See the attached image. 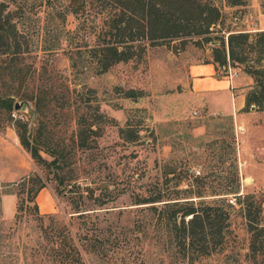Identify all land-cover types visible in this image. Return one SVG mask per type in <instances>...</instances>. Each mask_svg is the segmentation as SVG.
I'll return each mask as SVG.
<instances>
[{
    "label": "rangeland",
    "instance_id": "obj_1",
    "mask_svg": "<svg viewBox=\"0 0 264 264\" xmlns=\"http://www.w3.org/2000/svg\"><path fill=\"white\" fill-rule=\"evenodd\" d=\"M213 1L220 18L209 32L157 41L147 46L140 59L116 63L100 74L89 68L75 72L62 50H41L48 43L39 42L40 22L36 15L24 20V31L34 38V44L17 66L29 70L24 80L8 73L0 90L16 95L18 86L28 93L41 85L51 93L43 99L44 115L39 120L33 119L38 115H31L26 106L15 115L0 110V264H55L43 230L60 229L63 224L84 264H253L246 253L247 232L238 205L231 209L232 233L226 246L206 257L188 258L164 228L161 205L153 209L148 203L134 204L158 192L173 194L174 182L183 176H206L208 184L222 193L233 161L239 176L237 194H264V126H259L264 120L249 116L236 124L232 117L230 129L228 115L213 114L192 102L187 73L191 63L213 57V48L226 40L228 31L253 26L252 5L263 10L264 0H245L243 6ZM67 21L73 28V17ZM83 86L94 89L95 97L84 89L79 98L92 106L98 103L105 116L99 124L100 135L89 134L87 147L76 145L72 103L64 97L67 89ZM131 88L142 91V96L125 97ZM29 102L34 108V101ZM17 120L33 121L43 148L59 154L63 186L57 188L48 164H37L20 144ZM125 127L137 134L135 140L120 134L119 129ZM231 135L234 154L227 143ZM41 155L52 159L47 152ZM31 172L47 178L35 198L40 214L51 216L44 218L43 227L28 212L15 217L16 206L25 197L21 179ZM185 187L184 183L179 186ZM236 195L223 197L229 203L232 199L234 205ZM213 197L218 196L208 198ZM76 204L85 209L83 215L71 212Z\"/></svg>",
    "mask_w": 264,
    "mask_h": 264
},
{
    "label": "trees",
    "instance_id": "obj_2",
    "mask_svg": "<svg viewBox=\"0 0 264 264\" xmlns=\"http://www.w3.org/2000/svg\"><path fill=\"white\" fill-rule=\"evenodd\" d=\"M225 1L229 6L246 4L245 0ZM261 6L264 12V2H261ZM30 15H36L40 22L39 42L48 43L46 46L41 45V50H62L75 72L89 68L94 74H100L116 63L140 59L147 46L157 41L209 32V27L220 18V10L213 0H0V88L8 73L19 74V79L24 80L25 72L29 70L19 68L17 63L33 50L34 38L24 31V20ZM68 16L75 20L73 28L67 26ZM212 52V59L219 66L230 63L253 79L244 94V106L239 112H264V30H230L226 40L223 38ZM18 88L16 95L0 90V110L17 112L14 110L16 101H34V108L29 113L34 116L37 114L38 117L33 119L39 120L44 115L43 99L49 96L50 90L39 85L35 90L32 88L31 92L24 93L20 91L21 87ZM84 89L95 97V90L85 86L67 89L68 93H64L66 100L72 103L70 114L75 124L76 145L79 147H87L89 134L95 137L100 135L99 124L105 117L98 103L92 106L87 101L82 102L79 95ZM124 95L139 97L142 91L131 88ZM55 97L58 96L55 94ZM55 97L52 94V98ZM226 119L228 127L233 129L232 116ZM32 123L30 120L16 121L19 142L37 164H48L51 179L56 181L57 188L61 187L64 185L62 159L53 149L43 148L40 133ZM129 131V127L119 129L124 138L135 140L137 134ZM227 143L230 153L234 154L233 135ZM218 146L221 147V144ZM41 151L49 153L52 159L45 160ZM231 165L229 179L222 193L208 184L206 176H183L174 182L173 194L158 192L147 198H138L134 204L148 203L153 209L161 205L164 228L188 258L195 254L206 257L226 246L232 233L231 209L238 205L247 232L248 258L253 264H264V194H237V164L233 161ZM46 179L36 172L21 179V190L25 192V197L16 206L17 219L22 212H28L43 227L44 218L51 217L40 214L35 200L38 192L45 187ZM183 183L186 187L179 188ZM59 191L63 193V190ZM228 193L237 194L234 205L223 197ZM211 196L218 197L208 198ZM158 202L161 203L156 204ZM84 211L80 204H76L75 210L71 212L80 216ZM43 231L55 264H84L65 224L60 229L48 227Z\"/></svg>",
    "mask_w": 264,
    "mask_h": 264
},
{
    "label": "crops",
    "instance_id": "obj_3",
    "mask_svg": "<svg viewBox=\"0 0 264 264\" xmlns=\"http://www.w3.org/2000/svg\"><path fill=\"white\" fill-rule=\"evenodd\" d=\"M252 6L256 20L253 26L248 25L242 28V31L264 30V12L258 4ZM222 68L212 58L203 62H193L188 66V95L192 102L205 107L213 114L232 116L236 124L249 116L264 120V112H239L244 106V94L253 83L252 77L243 70L235 68L237 76L229 79ZM243 125H237V129L244 130ZM259 126L263 127L264 124Z\"/></svg>",
    "mask_w": 264,
    "mask_h": 264
},
{
    "label": "built area",
    "instance_id": "obj_4",
    "mask_svg": "<svg viewBox=\"0 0 264 264\" xmlns=\"http://www.w3.org/2000/svg\"><path fill=\"white\" fill-rule=\"evenodd\" d=\"M223 71H224L225 76H227L229 79L237 76V70L235 68H231L230 63L227 64V67L223 66ZM194 114H196L195 111H194ZM13 115L15 114L13 113ZM229 201L230 203H233L232 199H230Z\"/></svg>",
    "mask_w": 264,
    "mask_h": 264
},
{
    "label": "water",
    "instance_id": "obj_5",
    "mask_svg": "<svg viewBox=\"0 0 264 264\" xmlns=\"http://www.w3.org/2000/svg\"><path fill=\"white\" fill-rule=\"evenodd\" d=\"M23 106H26L28 109L33 110V108H30L29 101H16L14 104V110L20 111L22 110Z\"/></svg>",
    "mask_w": 264,
    "mask_h": 264
}]
</instances>
